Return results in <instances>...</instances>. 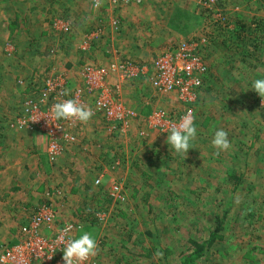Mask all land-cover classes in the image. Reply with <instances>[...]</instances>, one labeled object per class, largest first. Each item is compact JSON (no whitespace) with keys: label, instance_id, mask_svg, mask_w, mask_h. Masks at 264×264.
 <instances>
[{"label":"rangeland","instance_id":"1","mask_svg":"<svg viewBox=\"0 0 264 264\" xmlns=\"http://www.w3.org/2000/svg\"><path fill=\"white\" fill-rule=\"evenodd\" d=\"M204 1L207 4V0H142L140 5H123H135V11L127 13L108 4L94 8L93 0H0V129L5 124L11 132L4 134L20 146L32 132L39 138L32 146L40 152L46 153L48 139L14 126L24 97L32 92L31 83L36 87L45 78L57 81L58 75H65L74 86V76L86 63L105 68L127 60L149 63L181 39L205 41L201 49L207 72L191 104L179 101L175 91L157 94L144 79L138 86L124 81L121 87L133 91V99L121 98L140 116L155 109L176 114L184 108L195 115L197 136L186 156L171 149L167 133L143 128L140 118L129 120L123 131L112 135L94 116L99 130L97 135L93 131L95 143L87 141L86 152L76 154L72 149L83 144L81 125L72 132L75 144L65 147L54 164L39 157L30 179L36 189L25 201L32 199L35 209L48 201L57 224L78 225L70 238L77 237L82 227L91 229L98 250L90 264H180L193 249L190 241H205L225 211L222 240L215 241L197 264H264V108H259L264 97L250 89L254 79L264 76V0H217L211 11L203 9ZM72 7L89 10L78 15L75 9L69 13ZM176 10L198 20H192L190 28L182 26L187 19L169 23ZM131 15L135 33L123 37L119 30L128 26ZM58 21L70 23V32L58 30ZM241 25L248 30H238ZM90 34H96L92 41L97 45L81 53L79 46ZM147 58L151 60H143ZM110 76L109 82L117 80ZM215 128L228 132L230 149L218 151L212 146ZM80 170H84L81 177L76 172ZM99 174L102 178L96 185ZM21 208L23 213L14 209L8 214L1 204V247L22 238L35 209ZM26 210L30 214L25 216Z\"/></svg>","mask_w":264,"mask_h":264},{"label":"built area","instance_id":"2","mask_svg":"<svg viewBox=\"0 0 264 264\" xmlns=\"http://www.w3.org/2000/svg\"><path fill=\"white\" fill-rule=\"evenodd\" d=\"M141 1L93 0V7H98L97 3H99V5L108 4L117 9L132 2L140 4ZM216 1L207 0V4L204 1L201 6L204 10L211 11L210 5H214ZM112 22L114 25L118 23L116 20ZM56 26L64 33L71 30L70 23L67 22L58 21ZM96 34L85 37L79 49L87 51L94 43L92 39ZM204 44L203 38H196V41L191 37L181 39L176 46L163 51L149 63L127 60L110 63L106 68L86 63L81 67L74 86L69 85L65 75H58L57 81L45 78L36 87H33L35 84L31 83L30 92H32L24 97L21 104L22 113L15 120L14 126L18 129L28 128L36 131L48 139L45 155L49 164L55 163L65 147H72L75 144L72 132H76L82 125V122L78 120L58 122L51 120L49 117L51 108L60 100L74 98L85 106L89 105L93 110V116L102 119L108 134L120 133L129 120L136 118H140L143 128L166 133L190 110L184 108L180 111L181 113L175 114L155 109L146 116H140L124 104L121 98L123 82L134 83V81L145 79L149 87L157 94L175 91L179 101L191 104L192 96L201 87L202 79L207 72V65L202 59L201 46ZM110 75H116L117 80L113 83L109 82ZM65 92L68 95H64ZM144 134V130L141 129L140 135ZM101 178L102 174H99L94 181L96 185L100 183ZM115 188H117L116 185L112 186L113 190ZM47 198H49L48 194ZM30 215L23 229L22 238L15 244L1 247L0 264H65L61 249L63 245L57 238L67 225H71L70 231L64 233L67 240L70 238V233L79 228L78 225L68 222L57 224L55 211L48 201L40 204ZM43 231L52 234L48 236ZM90 258L85 264L91 263Z\"/></svg>","mask_w":264,"mask_h":264},{"label":"crops","instance_id":"3","mask_svg":"<svg viewBox=\"0 0 264 264\" xmlns=\"http://www.w3.org/2000/svg\"><path fill=\"white\" fill-rule=\"evenodd\" d=\"M134 6H135L134 4H131L130 6H127L125 8L122 6L121 9L123 11H126V12L128 11L127 13H131V12H134L136 9ZM89 7H90L89 9L92 11L93 10L92 7L90 5H89ZM81 8H82V5H81ZM86 8L80 9L78 7L77 8L72 7V9L69 13H72V10L75 9L76 12L80 13L78 15H85L89 10ZM137 8H138V6H137ZM65 11H66L65 9L60 10V12H62L64 14H65ZM123 11H122V13H123ZM131 16L133 17V19H130L127 21L128 26L127 27L124 26L123 28H120V30H119L120 33L123 35V37L130 35L133 32L135 33V31L133 30V27H130L131 26L130 22H132L134 20L135 16L134 15H131ZM152 23H153V27H156L157 24L154 23L153 21H152ZM125 42H127V44H129L130 40L125 41ZM93 44H94V46L97 45L96 43H93ZM126 45H125V47H126ZM125 47H123V49L126 52ZM133 49L135 51L137 48L134 47ZM137 51H135V53H137ZM85 52L86 51H82L81 53H85ZM138 55L140 57V54H138ZM104 58L106 59V57H103L102 59H104ZM98 59L99 58H96V60L98 62H100V60H98ZM111 59H113V57L108 58L107 61L110 62ZM143 60H145V61L149 60L150 61L151 58H147V59H143ZM101 63H106V60L101 61ZM74 78H75V81L78 80L77 79L78 75H75ZM140 80L134 81V83H132L131 85L138 86V84H140V82L143 83V81L145 79L143 81H140ZM131 89H133V88H131ZM133 96H134L133 91H132V93L127 91L126 87L124 86V88L122 90L123 99L129 101V99H133ZM127 101H125V102H127ZM263 101L264 100H262V102H261L262 105H259L260 109L264 108V102ZM97 118L100 119L102 127H103L102 119L99 117H97ZM89 121H91V123H89V122L82 123L83 126L81 128L80 133H79L81 142L83 144L80 143L82 145H79L78 143H76L75 147L74 148L72 147V149L76 150V154L86 152V149H85L86 146L89 147L87 145V141H88V143H91V144L95 143V136L94 135L95 134L97 135L99 127L96 126V122L94 121V116H92ZM93 125H94V127L96 126V128H93ZM1 128H2V130L0 129V182H3L4 184L0 185V206L2 204V206L8 211V214L11 211H13L14 209H16V213L19 214V213H23V211H24V209L21 207L26 206L27 208H30V207L34 208L37 206V204L32 205V199L25 201V198L28 199L27 193H30L31 189L35 188L34 182L31 181L30 179L32 177H34L35 173L37 172L36 169L38 166L37 165L38 159H39V157H42V156L45 157L46 155H45V152H43V151L40 152L37 149L33 148V146H32V143H34L33 140H37V142H38L39 138H38V136L34 135L32 132L28 133V135H30V139L27 138V142L25 143V145L20 146L17 139L9 138L8 133L4 134L6 131L11 132L10 130H7V127L5 124L2 123ZM95 129H96V132L94 134L93 131ZM23 132H29V131H23ZM23 140H26V138H23ZM14 144L16 146H14ZM17 144H19L18 147H17ZM3 148H4V150H6L5 154L2 153ZM69 159H70V156L67 158V160H69ZM87 160H90V159H87ZM80 171H76V172H78L79 177L83 176L82 174H83L84 170H80ZM29 196L36 198V195H34V194L33 195L31 194ZM19 206H21V207H19ZM27 211L30 214V210H26L25 216L27 214ZM1 245H3V244L0 243V247H1Z\"/></svg>","mask_w":264,"mask_h":264},{"label":"clouds","instance_id":"4","mask_svg":"<svg viewBox=\"0 0 264 264\" xmlns=\"http://www.w3.org/2000/svg\"><path fill=\"white\" fill-rule=\"evenodd\" d=\"M99 6V3H97ZM260 97H264V76L252 81L251 88ZM64 95H68L67 92ZM93 116V110L90 106L79 103L76 99L70 98L56 102L51 108L49 116L54 122L64 120H78L86 123ZM166 142L171 149L178 155L187 154L189 149H193V144L197 136L196 117L191 111L181 117L178 124L172 126L167 131ZM229 134L222 128H215L212 146L218 151L230 149L231 142ZM71 225H67L58 236V241L63 245V259L65 264H85L89 257H94L98 250V241L91 229L82 227L80 233L75 238H67L64 233L69 232ZM66 241V242H65Z\"/></svg>","mask_w":264,"mask_h":264},{"label":"trees","instance_id":"5","mask_svg":"<svg viewBox=\"0 0 264 264\" xmlns=\"http://www.w3.org/2000/svg\"><path fill=\"white\" fill-rule=\"evenodd\" d=\"M102 5H100V8ZM193 15V14H192ZM178 19H187L186 22H182V26L186 28H190L191 21L192 20H198L197 16L193 15L190 16L187 13H183L180 10H176L173 15L171 16V19L169 20V23H172L174 20ZM260 24V19H258L257 26ZM264 24V21H263ZM256 26V23L254 24ZM244 25L238 26V30L244 29L248 30V28H243ZM252 24L250 25V31H252ZM254 29V28H253ZM261 31L264 34V27L261 28ZM228 211H225L222 218H225ZM216 218L214 221V228L210 232L208 238L203 242H195L190 241L192 245V250L187 252L185 255H183L182 259L180 260V264H197V261L203 257L207 249H209L217 240H222V236L220 235L222 226H223V219Z\"/></svg>","mask_w":264,"mask_h":264}]
</instances>
